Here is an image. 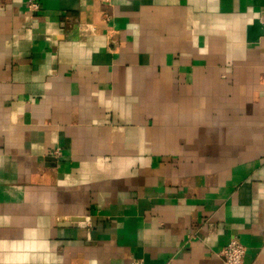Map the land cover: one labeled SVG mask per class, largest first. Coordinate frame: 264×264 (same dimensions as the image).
Listing matches in <instances>:
<instances>
[{
  "label": "crops",
  "instance_id": "obj_1",
  "mask_svg": "<svg viewBox=\"0 0 264 264\" xmlns=\"http://www.w3.org/2000/svg\"><path fill=\"white\" fill-rule=\"evenodd\" d=\"M39 3L0 0V264H264V0Z\"/></svg>",
  "mask_w": 264,
  "mask_h": 264
},
{
  "label": "built area",
  "instance_id": "obj_2",
  "mask_svg": "<svg viewBox=\"0 0 264 264\" xmlns=\"http://www.w3.org/2000/svg\"><path fill=\"white\" fill-rule=\"evenodd\" d=\"M101 3L111 6L113 0H99ZM27 9L30 13L36 14L41 10L39 0H27ZM110 20V15H106L105 21ZM60 151L56 150L55 157H59ZM247 254L246 246L238 238H233L230 242L220 251L219 256L223 259L225 264H245ZM164 264H171L166 262Z\"/></svg>",
  "mask_w": 264,
  "mask_h": 264
},
{
  "label": "water",
  "instance_id": "obj_3",
  "mask_svg": "<svg viewBox=\"0 0 264 264\" xmlns=\"http://www.w3.org/2000/svg\"><path fill=\"white\" fill-rule=\"evenodd\" d=\"M264 36V25L259 19L255 20L249 27V41L256 42Z\"/></svg>",
  "mask_w": 264,
  "mask_h": 264
}]
</instances>
